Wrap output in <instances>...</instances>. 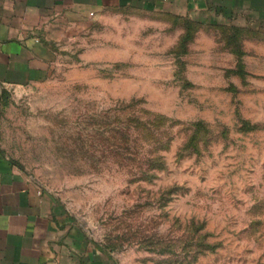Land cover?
Here are the masks:
<instances>
[{
	"label": "rangeland",
	"instance_id": "1",
	"mask_svg": "<svg viewBox=\"0 0 264 264\" xmlns=\"http://www.w3.org/2000/svg\"><path fill=\"white\" fill-rule=\"evenodd\" d=\"M55 49L0 103L32 180L118 264H264V19L109 8Z\"/></svg>",
	"mask_w": 264,
	"mask_h": 264
},
{
	"label": "crops",
	"instance_id": "2",
	"mask_svg": "<svg viewBox=\"0 0 264 264\" xmlns=\"http://www.w3.org/2000/svg\"><path fill=\"white\" fill-rule=\"evenodd\" d=\"M109 8L181 14L207 23L264 19V0H0L2 93L47 78L55 45ZM0 264H118L0 144Z\"/></svg>",
	"mask_w": 264,
	"mask_h": 264
},
{
	"label": "trees",
	"instance_id": "3",
	"mask_svg": "<svg viewBox=\"0 0 264 264\" xmlns=\"http://www.w3.org/2000/svg\"><path fill=\"white\" fill-rule=\"evenodd\" d=\"M185 19H186V18H185ZM186 20H189V19H186ZM189 21H190V20H189ZM186 36H187V35H186ZM186 36H184V37H186ZM7 92H8V91H4V92L2 93V97L5 96V95L7 94ZM159 158H160V164L162 165V163H163V156L160 154V155H159ZM15 161H16V160H15ZM161 165H160V166H161Z\"/></svg>",
	"mask_w": 264,
	"mask_h": 264
}]
</instances>
